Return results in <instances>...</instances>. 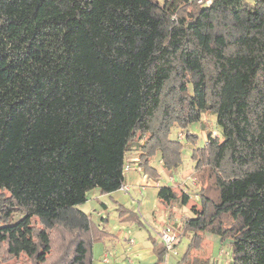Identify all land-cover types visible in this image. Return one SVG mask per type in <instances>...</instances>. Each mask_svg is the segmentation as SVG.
Instances as JSON below:
<instances>
[{
	"label": "trees",
	"instance_id": "1",
	"mask_svg": "<svg viewBox=\"0 0 264 264\" xmlns=\"http://www.w3.org/2000/svg\"><path fill=\"white\" fill-rule=\"evenodd\" d=\"M205 112L222 137L192 151L200 202L180 263L210 264L211 232L231 239L229 264H264V0H0V264H92L107 233L80 208L89 192L121 189L137 140L144 174L160 178L158 154L177 173L171 133ZM181 197L159 187L170 214Z\"/></svg>",
	"mask_w": 264,
	"mask_h": 264
},
{
	"label": "rangeland",
	"instance_id": "2",
	"mask_svg": "<svg viewBox=\"0 0 264 264\" xmlns=\"http://www.w3.org/2000/svg\"><path fill=\"white\" fill-rule=\"evenodd\" d=\"M197 123L199 124L195 128V131L191 127L195 123L191 124L189 127L176 126L173 129L171 133V137L173 139H177L178 141L182 143V145H184V148L182 151L183 163H182V166L177 171V173L174 172L172 176L168 175L164 171L160 173V179L163 183L174 184L175 181L179 182V187L181 188L182 192L187 194L190 197L189 205H187V209H189L187 211H189L190 215H193L192 210H190V204L195 203L197 205L200 202V194H199L200 186H198V184L191 177V174L195 166V162L192 159V151L194 150L195 147H202V146L208 145V143L212 139L220 140L222 137L221 130L217 126V123H216V115L213 114L212 112L203 113L202 120ZM194 137L197 138L196 144L191 143V140H193ZM140 145H141L140 140L135 141L132 144L129 151H140ZM160 160H161V156L159 154L155 155V157H153L152 159V163L155 166L160 167L161 170H163L162 163L160 162ZM171 177H174V180H172ZM99 195H100V192L98 194V190H93L89 192L88 201L85 204L80 206V208L84 210L85 212L91 213L92 219L94 220L96 225L99 227V229L107 233V236L103 240L96 241L93 243L92 264H114V262L116 264H137L136 263L137 259L135 258V256L130 255L128 257L127 255L123 257H116L123 253V247L126 243L125 236H126L127 226L123 225V223L119 220V214H118L119 212L117 208H113L112 206L113 205L112 203H114V200L110 197L99 198ZM98 200H104L110 206L108 211L104 214V217H101V214L99 215L97 212L96 208H98L97 207ZM180 200H182V197L179 198L177 201L178 206L180 205ZM136 202H137L136 207H133V205L130 202L129 204H126V203L124 204L132 209L136 208V210H139L138 208H140V212L142 213L145 226L136 225L137 228L135 230H138L139 227H142L143 229L140 231L146 234L149 233V244L148 245L149 247L151 246L152 250L149 249L147 254L143 256H145L146 264H155L157 261H154V262L150 261L151 256L155 255L154 250H153L154 243L152 239H154L157 243H160L158 231L164 226V224H168V225H171L172 227H176L177 223L174 221L175 218L173 214H170V211L161 209V204L158 202V200H157L155 207L154 206L150 207L147 210V214L145 213V209H146L145 204L140 205L141 203L139 204V201H136ZM149 223H152V225H149ZM132 224H135V223H132ZM120 230H123V233ZM178 231L180 232V227ZM209 234L215 237V240L209 239L207 237V235ZM133 237L136 240L141 239L136 234L134 236L132 235V238ZM206 238L212 244L211 252L209 251L210 257H211L210 264H227L231 259V251L229 250L231 239L228 237L223 238L221 235L214 234L211 232L206 233ZM188 244H189V239L186 237L183 241L182 247H185V246L187 247ZM105 253H108V256L110 258L109 263H105L102 261V257ZM115 257L118 259L115 260ZM137 258H140V257H137ZM2 264H32V263L26 257H21L19 259H14L12 261L3 262Z\"/></svg>",
	"mask_w": 264,
	"mask_h": 264
},
{
	"label": "crops",
	"instance_id": "3",
	"mask_svg": "<svg viewBox=\"0 0 264 264\" xmlns=\"http://www.w3.org/2000/svg\"><path fill=\"white\" fill-rule=\"evenodd\" d=\"M166 0H161L162 3H164ZM199 123H195L193 126H191L193 128V130L195 131V128L198 126ZM133 157H138L139 158V151H128L127 153V159H132ZM161 162V160H160ZM134 168L133 171L128 173V175L126 176L125 179V183L129 185L130 187V191H123L122 189H119L117 191L112 192L109 195H99V198H105V197H110L113 200H116L120 203H126L129 204V202L133 205V207H136V201H139L140 205H144L146 206L145 209V213L147 214V210L150 207H155L156 203H157V196H158V190L159 187L165 184H170V183H163L161 181V179H152L149 178L146 174H144L137 162L133 164ZM151 165L152 167H155L159 170V174L162 172L160 167L155 166L152 161H151ZM178 176V175H177ZM172 180H174V177H171ZM179 179V178H178ZM146 193V194H145ZM98 194H99V190H98ZM131 198V199H130ZM113 208H117V204L114 202L112 203ZM149 204V205H148ZM98 208L97 212L101 217H104V214L108 211V209L110 208L109 204L104 201V200H98ZM136 209V208H133ZM140 210V208H138ZM189 209H187L186 205H183L182 200H180V205L175 206L174 208V213L173 216L175 218V222L178 224L175 228L179 229L180 225H181V219L182 218H187L188 216H192L189 214V211H187ZM192 213V212H191ZM91 214V213H89ZM92 216V214H91ZM103 219V218H101ZM148 219V218H147ZM153 220V219H152ZM154 221V220H153ZM123 225H126V236H125V240L126 243L123 247V253L119 256L116 257H123V256H127L128 257L130 255L135 256V258L137 259L136 263L137 264H146V259L145 256L148 250L151 249V246L149 247V233H143L142 227H139L138 230H135L136 224H132V223H123ZM149 225H152V223H149ZM166 225V224H164ZM150 227V226H149ZM146 229V228H144ZM123 233V230H120ZM149 231V229H148ZM114 232V230H113ZM137 235L139 236L141 239L140 240H136L134 237L132 238V235ZM207 237L209 239H213L215 240V237L211 236L210 234L207 235ZM118 238V237H117ZM130 239H133V243H130ZM185 238H183L180 246L178 247V253L177 255L174 254H167L165 262L163 264H181L180 263V259L182 254L185 252L186 250V246L182 247L183 241ZM115 257V260L118 259ZM140 257V258H137ZM151 262L156 261V256H151ZM230 262V261H229ZM229 262L227 264H229ZM114 264H116L114 262ZM157 264V262L155 263Z\"/></svg>",
	"mask_w": 264,
	"mask_h": 264
},
{
	"label": "built area",
	"instance_id": "4",
	"mask_svg": "<svg viewBox=\"0 0 264 264\" xmlns=\"http://www.w3.org/2000/svg\"><path fill=\"white\" fill-rule=\"evenodd\" d=\"M199 4L201 5H208L212 2V0H196ZM138 157H133L132 159H127V162L124 165L123 172L125 174V177L127 174L133 170L134 168V163L138 161ZM121 189L123 191H130V187L128 184L124 182L122 185ZM158 236L160 239V242L163 244V246L166 248L168 251V254H174L177 255L178 253V247L176 245L180 241V232L178 231L177 228L172 227L171 225H164L159 231H158ZM130 243H133V239H130ZM102 261L105 263L110 262V258L108 256V253H105L102 257Z\"/></svg>",
	"mask_w": 264,
	"mask_h": 264
}]
</instances>
